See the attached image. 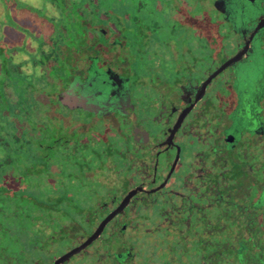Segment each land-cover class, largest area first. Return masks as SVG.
Returning a JSON list of instances; mask_svg holds the SVG:
<instances>
[{
	"label": "flooded vegetation",
	"instance_id": "flooded-vegetation-1",
	"mask_svg": "<svg viewBox=\"0 0 264 264\" xmlns=\"http://www.w3.org/2000/svg\"><path fill=\"white\" fill-rule=\"evenodd\" d=\"M8 1L0 264H264V0Z\"/></svg>",
	"mask_w": 264,
	"mask_h": 264
},
{
	"label": "rangeland",
	"instance_id": "rangeland-1",
	"mask_svg": "<svg viewBox=\"0 0 264 264\" xmlns=\"http://www.w3.org/2000/svg\"><path fill=\"white\" fill-rule=\"evenodd\" d=\"M26 1L30 5L40 3V0ZM2 3L0 2V68L4 63H28L26 62L28 58L22 49L28 50L34 46L29 33L35 31L40 38L54 37L53 41L61 38L60 27L62 24L57 23L59 19L53 18L50 22L40 17H34L26 7H16L8 0H2ZM39 59L38 57L37 60Z\"/></svg>",
	"mask_w": 264,
	"mask_h": 264
},
{
	"label": "water",
	"instance_id": "water-1",
	"mask_svg": "<svg viewBox=\"0 0 264 264\" xmlns=\"http://www.w3.org/2000/svg\"><path fill=\"white\" fill-rule=\"evenodd\" d=\"M62 97V95H60V98Z\"/></svg>",
	"mask_w": 264,
	"mask_h": 264
}]
</instances>
